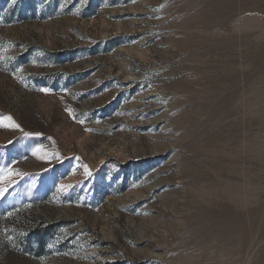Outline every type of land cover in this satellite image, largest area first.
Masks as SVG:
<instances>
[{
  "label": "rangeland",
  "instance_id": "obj_1",
  "mask_svg": "<svg viewBox=\"0 0 264 264\" xmlns=\"http://www.w3.org/2000/svg\"><path fill=\"white\" fill-rule=\"evenodd\" d=\"M0 190V264H264V0H0Z\"/></svg>",
  "mask_w": 264,
  "mask_h": 264
},
{
  "label": "snow or ice",
  "instance_id": "obj_2",
  "mask_svg": "<svg viewBox=\"0 0 264 264\" xmlns=\"http://www.w3.org/2000/svg\"><path fill=\"white\" fill-rule=\"evenodd\" d=\"M41 91H44V92H48L47 89H41ZM81 123H83V121H81ZM16 127H19L18 125ZM90 174V173H89ZM0 191H3V190H0Z\"/></svg>",
  "mask_w": 264,
  "mask_h": 264
}]
</instances>
